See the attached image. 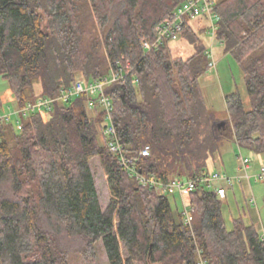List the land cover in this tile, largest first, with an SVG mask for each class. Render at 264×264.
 Segmentation results:
<instances>
[{"label": "trees", "instance_id": "1", "mask_svg": "<svg viewBox=\"0 0 264 264\" xmlns=\"http://www.w3.org/2000/svg\"><path fill=\"white\" fill-rule=\"evenodd\" d=\"M185 0H0V75L13 108L55 96L62 85L97 79L112 64L130 62L126 81L107 87L120 137L138 153L143 171L163 179L195 176L224 139L264 153V0H220L216 40L242 67L248 109L227 97L232 127H218L207 108L201 78L210 69L202 34L188 20L182 36L195 51L173 57L170 45L146 51L141 39ZM133 77L138 78L136 83ZM0 93V109L2 107ZM0 119V264H264V228L233 219L223 200L200 187L189 196L191 224L175 196L140 184L99 139L104 113L91 117L86 97L57 102L45 121L38 112ZM226 129V130H225ZM108 175L111 199L100 202L91 160Z\"/></svg>", "mask_w": 264, "mask_h": 264}, {"label": "built area", "instance_id": "2", "mask_svg": "<svg viewBox=\"0 0 264 264\" xmlns=\"http://www.w3.org/2000/svg\"><path fill=\"white\" fill-rule=\"evenodd\" d=\"M215 0H185L179 4L172 15L160 22L155 27V36L152 39L143 37L141 44L146 51L158 49L170 41L177 40L182 36V32L188 20L204 18L206 20V31L210 33L211 39L216 40L218 31V21L220 16L216 11ZM210 57V69L215 68L217 61L213 56V43L211 42L206 51ZM134 66L130 62L121 64L116 62L112 64L109 73L97 79H78L70 85H62L55 96L39 98L35 101H29L20 108H13L10 104L14 102L2 101L0 109V119L14 121L18 129L22 128L21 118L28 116L32 112H38L43 119H47L57 102H71L72 100L85 96L86 108L95 113L103 111L104 122L100 127V132L106 145L116 155L120 165L129 172L131 176H136L143 186L153 188L159 195L175 196L181 203V211L185 216L186 222L191 224L193 220L194 207L189 201L190 194L200 187L214 191L219 197L225 198L227 195V185L232 186L233 179L222 171L211 170L204 174L195 176H177L170 179H163L156 173H146L140 164L144 156L151 154V145L143 146L138 153H130V145L125 142L117 130L113 119L114 104L110 95L107 93V87L117 81H126L127 77L133 72ZM138 78L133 77L132 82L136 83ZM240 147V146H239ZM241 160L240 169L244 171L241 177L250 178L249 169L251 160L244 156L240 147ZM257 180L264 179V167L254 174ZM227 184V185H226Z\"/></svg>", "mask_w": 264, "mask_h": 264}, {"label": "rangeland", "instance_id": "3", "mask_svg": "<svg viewBox=\"0 0 264 264\" xmlns=\"http://www.w3.org/2000/svg\"><path fill=\"white\" fill-rule=\"evenodd\" d=\"M219 1L220 0H215V2ZM205 23V21L194 20L193 26L197 29H202ZM202 36L207 45H210L211 42L213 43V56L217 61L216 67L209 69L200 81L206 105L213 114L214 122L226 121V129H228L232 127L227 105L228 96L235 93L239 94L246 107L248 109L251 108L245 73L234 56L231 53L224 52V46L222 43L218 40L213 41L210 33L204 32ZM169 45L173 57L186 58L192 55L195 51L193 43L184 37L170 41ZM9 89L10 86L7 79L0 75L1 95L9 91ZM88 114L91 117L97 116V113L92 110H88ZM47 119H45V121ZM13 120L14 118H12V121ZM99 139L105 144L101 132ZM241 151L244 156L249 157L251 160V168L249 169L250 178L240 176L244 173V171L240 169V147L235 139L229 135L228 138L224 139L221 148L215 152L214 156L210 158L206 166L210 170L222 171L225 175L233 179L232 186L226 184L228 187L227 197L223 200L222 206V212L227 228H233L234 218L243 217L247 222L254 221L258 229L262 231L264 228V179L257 180L254 174L264 167V153H257L246 148H241ZM91 167L95 175L101 205L103 208H106L111 199L108 175L98 158L91 160ZM178 206L181 209L182 206L179 199ZM99 249L101 263L107 264L105 251L102 248ZM71 264L85 263L77 255H72Z\"/></svg>", "mask_w": 264, "mask_h": 264}, {"label": "crops", "instance_id": "4", "mask_svg": "<svg viewBox=\"0 0 264 264\" xmlns=\"http://www.w3.org/2000/svg\"><path fill=\"white\" fill-rule=\"evenodd\" d=\"M169 44H170V42H169ZM168 44V45H169ZM1 99H2V101L4 102V101H6V102H8V101H12L13 99H14V97H13V92H12V90H11V88L9 89V91H7L6 93H4L3 95H1Z\"/></svg>", "mask_w": 264, "mask_h": 264}, {"label": "water", "instance_id": "5", "mask_svg": "<svg viewBox=\"0 0 264 264\" xmlns=\"http://www.w3.org/2000/svg\"><path fill=\"white\" fill-rule=\"evenodd\" d=\"M217 124H218L219 126H224V124H227V122H226V121H221V122H217Z\"/></svg>", "mask_w": 264, "mask_h": 264}, {"label": "flooded vegetation", "instance_id": "6", "mask_svg": "<svg viewBox=\"0 0 264 264\" xmlns=\"http://www.w3.org/2000/svg\"><path fill=\"white\" fill-rule=\"evenodd\" d=\"M226 125H227V124H224V126H219V125H218V127H219V128H220V127H226Z\"/></svg>", "mask_w": 264, "mask_h": 264}]
</instances>
